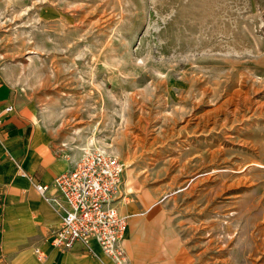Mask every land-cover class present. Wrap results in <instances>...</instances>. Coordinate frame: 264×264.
Returning <instances> with one entry per match:
<instances>
[{"label": "rangeland", "instance_id": "374dc122", "mask_svg": "<svg viewBox=\"0 0 264 264\" xmlns=\"http://www.w3.org/2000/svg\"><path fill=\"white\" fill-rule=\"evenodd\" d=\"M0 81L196 260L264 264V0H0Z\"/></svg>", "mask_w": 264, "mask_h": 264}, {"label": "crops", "instance_id": "0c3cea01", "mask_svg": "<svg viewBox=\"0 0 264 264\" xmlns=\"http://www.w3.org/2000/svg\"><path fill=\"white\" fill-rule=\"evenodd\" d=\"M78 156L53 143L32 106L0 81V264H115L95 241L91 249L76 243L67 250L50 242L60 214L34 184L50 183ZM158 204L127 197L117 202L128 215L121 244L132 264H202L179 243Z\"/></svg>", "mask_w": 264, "mask_h": 264}, {"label": "built area", "instance_id": "2783aa9c", "mask_svg": "<svg viewBox=\"0 0 264 264\" xmlns=\"http://www.w3.org/2000/svg\"><path fill=\"white\" fill-rule=\"evenodd\" d=\"M12 110V106L5 108ZM73 166L50 183H35L37 193L59 212L58 225L50 229L51 244L61 250L95 241L115 264H132L121 244L128 215L117 208L123 192L124 164L103 148L86 147ZM38 252V249H35Z\"/></svg>", "mask_w": 264, "mask_h": 264}]
</instances>
